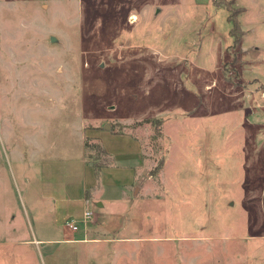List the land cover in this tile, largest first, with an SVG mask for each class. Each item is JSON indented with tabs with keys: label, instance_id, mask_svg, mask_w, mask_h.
Masks as SVG:
<instances>
[{
	"label": "rangeland",
	"instance_id": "1",
	"mask_svg": "<svg viewBox=\"0 0 264 264\" xmlns=\"http://www.w3.org/2000/svg\"><path fill=\"white\" fill-rule=\"evenodd\" d=\"M81 124L145 173L117 233L47 243L40 145ZM0 264H264V0H0Z\"/></svg>",
	"mask_w": 264,
	"mask_h": 264
},
{
	"label": "crops",
	"instance_id": "2",
	"mask_svg": "<svg viewBox=\"0 0 264 264\" xmlns=\"http://www.w3.org/2000/svg\"><path fill=\"white\" fill-rule=\"evenodd\" d=\"M75 130L79 131L80 137L75 145L66 146L67 156H62L61 149L50 150L47 144L40 145L41 157L38 155L41 152L36 155L40 158L41 197L50 203L55 229L61 231L57 238L42 239L47 243H98L102 232H116L119 227L117 219L123 216L121 211L128 190H133L145 173L141 143L130 133H113L105 128L88 129L84 124L77 125ZM86 137L101 140L112 156L113 163L103 168L100 180L86 156ZM54 150L56 155L51 156ZM87 209L95 212V218L86 229L82 227L73 232L65 226V220L81 217ZM112 216L114 225L108 222Z\"/></svg>",
	"mask_w": 264,
	"mask_h": 264
},
{
	"label": "trees",
	"instance_id": "3",
	"mask_svg": "<svg viewBox=\"0 0 264 264\" xmlns=\"http://www.w3.org/2000/svg\"><path fill=\"white\" fill-rule=\"evenodd\" d=\"M231 4V1L229 3H226L229 8ZM236 14L237 13L233 12V14L229 16V21L232 23L231 35L234 37L235 43H238L240 42L243 34L240 24L236 18ZM151 121L153 128L157 132L161 133L162 120L156 119ZM85 150L87 159L89 160L91 166L94 168L96 178L100 180L103 174V168L113 163L112 156L107 152L101 142H94L93 139L89 137L85 139Z\"/></svg>",
	"mask_w": 264,
	"mask_h": 264
},
{
	"label": "built area",
	"instance_id": "4",
	"mask_svg": "<svg viewBox=\"0 0 264 264\" xmlns=\"http://www.w3.org/2000/svg\"><path fill=\"white\" fill-rule=\"evenodd\" d=\"M95 218V212L91 209H87L83 212L81 217H71L65 220V226L71 231H79L82 227L87 228L88 225L93 222Z\"/></svg>",
	"mask_w": 264,
	"mask_h": 264
},
{
	"label": "water",
	"instance_id": "5",
	"mask_svg": "<svg viewBox=\"0 0 264 264\" xmlns=\"http://www.w3.org/2000/svg\"><path fill=\"white\" fill-rule=\"evenodd\" d=\"M51 41H55V37H53V36H52V37H51ZM106 128H108V129H109L110 127H109V126H107Z\"/></svg>",
	"mask_w": 264,
	"mask_h": 264
}]
</instances>
